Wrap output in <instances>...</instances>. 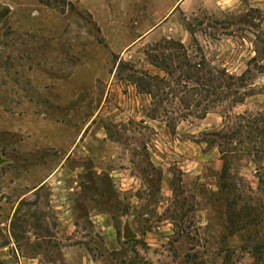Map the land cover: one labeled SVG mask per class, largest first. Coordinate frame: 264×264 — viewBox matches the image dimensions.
Listing matches in <instances>:
<instances>
[{
	"label": "rangeland",
	"instance_id": "1",
	"mask_svg": "<svg viewBox=\"0 0 264 264\" xmlns=\"http://www.w3.org/2000/svg\"><path fill=\"white\" fill-rule=\"evenodd\" d=\"M0 264H264V0H0Z\"/></svg>",
	"mask_w": 264,
	"mask_h": 264
},
{
	"label": "water",
	"instance_id": "2",
	"mask_svg": "<svg viewBox=\"0 0 264 264\" xmlns=\"http://www.w3.org/2000/svg\"><path fill=\"white\" fill-rule=\"evenodd\" d=\"M134 236V233L131 231L128 225H124L123 227V237L124 238H130Z\"/></svg>",
	"mask_w": 264,
	"mask_h": 264
},
{
	"label": "crops",
	"instance_id": "3",
	"mask_svg": "<svg viewBox=\"0 0 264 264\" xmlns=\"http://www.w3.org/2000/svg\"><path fill=\"white\" fill-rule=\"evenodd\" d=\"M99 214H95V217H97Z\"/></svg>",
	"mask_w": 264,
	"mask_h": 264
}]
</instances>
